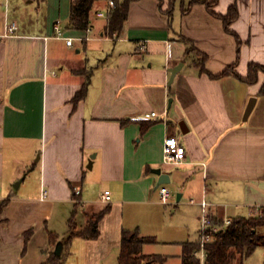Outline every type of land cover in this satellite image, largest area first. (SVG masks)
Returning a JSON list of instances; mask_svg holds the SVG:
<instances>
[{"label":"crops","instance_id":"0c3cea01","mask_svg":"<svg viewBox=\"0 0 264 264\" xmlns=\"http://www.w3.org/2000/svg\"><path fill=\"white\" fill-rule=\"evenodd\" d=\"M190 1L131 0L110 35L98 15L108 0L93 4L89 32L70 26L71 0H0V264H45L59 242L61 264H117L123 229L152 240L142 254L182 264V245L200 236L203 200L211 222L264 207V74L250 85L201 71L235 64L245 77L249 64L264 66V0L213 7H237L230 30L240 43L205 4L184 13ZM7 21L17 35L3 36ZM57 24L72 46L55 37ZM150 112L160 118L142 120ZM170 135L186 149L182 164L163 162ZM155 168L169 175L170 204ZM75 202L76 230L104 212L96 238L68 240Z\"/></svg>","mask_w":264,"mask_h":264},{"label":"trees","instance_id":"16d2710c","mask_svg":"<svg viewBox=\"0 0 264 264\" xmlns=\"http://www.w3.org/2000/svg\"><path fill=\"white\" fill-rule=\"evenodd\" d=\"M99 0H71L69 22L70 26L76 30H86L90 25V11L93 4ZM115 7L111 10L108 17L107 30L110 35L117 34L121 31L129 12V4L131 0H112ZM173 0H170V4ZM218 0H191L188 7L182 8L185 13L195 3L205 4L208 11L223 21L224 28L227 33L233 35L240 43L238 36L232 30L230 25L238 17V10L235 5L229 7L225 15L218 14L213 11V7L217 4ZM171 6V5H170ZM171 8V7H170ZM172 10L170 9V12ZM201 55V54H200ZM202 56V63L207 59L206 55ZM235 64L228 66L220 74L213 75L204 69L212 79H217L226 75L233 74L236 78L244 81L247 84H255L258 81L260 73L264 74V66L251 63L248 66V73L245 77L238 75L234 71ZM84 82L81 90L76 94L73 102L82 99L86 93L89 85V75ZM259 94L264 96V82L260 87ZM5 206V201L0 204V211ZM79 209V202H75L74 209L68 220V240L72 237H81L84 239H94L98 236V224L104 212L92 215L87 221L84 228L76 230L75 216ZM215 221V220H214ZM216 225L223 226L224 222L221 220L215 221ZM264 215L259 217L254 216H240L231 219V223L223 226L218 231L212 233V240L206 244V259L204 264H234L238 259L239 264H243L256 250L257 247H264ZM52 243L56 241V235L49 233ZM152 240L142 237L138 230L123 229L121 233L120 251L117 259V264H162L163 258L155 255L142 254V247L144 244ZM183 255L182 264H200L196 256L199 251V241L186 242L182 245ZM45 264H61L60 256L52 253Z\"/></svg>","mask_w":264,"mask_h":264},{"label":"built area","instance_id":"2783aa9c","mask_svg":"<svg viewBox=\"0 0 264 264\" xmlns=\"http://www.w3.org/2000/svg\"><path fill=\"white\" fill-rule=\"evenodd\" d=\"M115 7V3L112 0H108V7L105 11L98 13L99 16L108 18L109 13ZM19 30L18 25L15 22H6L5 23V32L3 36H14L17 35ZM90 31V26L86 29V32ZM55 37L63 39L67 46H72L74 38L65 37L59 27V24L55 27ZM171 54V53H170ZM166 115V112L163 113ZM160 114L156 112H150L145 114L142 117L144 121H151L154 119H159ZM163 162L170 165H179L182 164L186 159V149L179 142L178 136L170 135L167 136L163 141ZM77 195L80 193L78 190L75 192ZM158 193L160 196V201L167 205L170 204L171 194L165 186L158 187ZM46 192L43 190L41 198L44 199ZM110 199L109 195H104L103 200L108 201ZM208 206L209 204L206 201L201 202L202 207V218H201V227H200V236H199V251L196 252V256L200 261V264H204L206 259V244L212 240V233L217 231V228L212 224L211 220L208 217ZM264 215V207H256L250 211L248 216L259 217ZM231 223V220H225L224 225L227 226Z\"/></svg>","mask_w":264,"mask_h":264},{"label":"water","instance_id":"95a60500","mask_svg":"<svg viewBox=\"0 0 264 264\" xmlns=\"http://www.w3.org/2000/svg\"><path fill=\"white\" fill-rule=\"evenodd\" d=\"M179 70V67H176L174 69L171 70V73H172V77L171 79L173 78V76L176 74V72ZM255 101H256V98H251L250 101L248 102V105L246 107V110H245V113H244V119L246 120L249 116V114L251 113L253 107H254V104H255ZM94 156L91 157V159L93 158ZM92 166V162L91 160L89 161V164H88V168H91ZM152 172L156 175H158V182H157V185L156 187L162 185V184H167L169 183L170 179H169V175L166 174V173H163L162 170L160 168H155V169H152ZM178 198H180V195L178 196ZM62 248H63V245L61 242L57 243L56 247H55V250H54V254L57 255V256H60L61 252H62Z\"/></svg>","mask_w":264,"mask_h":264},{"label":"rangeland","instance_id":"374dc122","mask_svg":"<svg viewBox=\"0 0 264 264\" xmlns=\"http://www.w3.org/2000/svg\"><path fill=\"white\" fill-rule=\"evenodd\" d=\"M211 1V0H208ZM87 76V75H86ZM212 224L217 228V231L225 225L221 227L220 225H216L215 222ZM264 231V229H261ZM264 262V247H257L256 250L250 255L247 259L244 260L243 264H263ZM234 264H239L238 259Z\"/></svg>","mask_w":264,"mask_h":264}]
</instances>
